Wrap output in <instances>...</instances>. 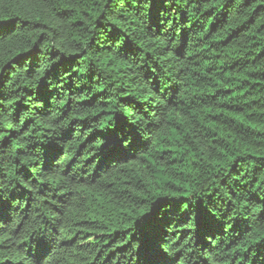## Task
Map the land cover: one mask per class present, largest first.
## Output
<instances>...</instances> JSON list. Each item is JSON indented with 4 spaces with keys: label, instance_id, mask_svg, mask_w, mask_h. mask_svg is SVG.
Masks as SVG:
<instances>
[{
    "label": "trees",
    "instance_id": "obj_1",
    "mask_svg": "<svg viewBox=\"0 0 264 264\" xmlns=\"http://www.w3.org/2000/svg\"><path fill=\"white\" fill-rule=\"evenodd\" d=\"M0 264H264V0H0Z\"/></svg>",
    "mask_w": 264,
    "mask_h": 264
}]
</instances>
